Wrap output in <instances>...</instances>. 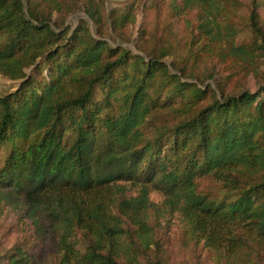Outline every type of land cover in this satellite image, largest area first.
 Returning a JSON list of instances; mask_svg holds the SVG:
<instances>
[{"label":"trees","instance_id":"1","mask_svg":"<svg viewBox=\"0 0 264 264\" xmlns=\"http://www.w3.org/2000/svg\"><path fill=\"white\" fill-rule=\"evenodd\" d=\"M106 1L0 0V72L21 79L0 96V197L42 214L53 264H168L166 209L218 263L262 264L264 0H169L176 22L140 29L142 54L121 45L142 0ZM211 32L238 70L208 66ZM250 74L255 91L236 82ZM0 264L34 261L20 242Z\"/></svg>","mask_w":264,"mask_h":264},{"label":"rangeland","instance_id":"2","mask_svg":"<svg viewBox=\"0 0 264 264\" xmlns=\"http://www.w3.org/2000/svg\"><path fill=\"white\" fill-rule=\"evenodd\" d=\"M131 0H107V11L113 7ZM146 3V4H144ZM136 21L127 28L129 39L121 45L130 49L133 53L142 52L137 48L139 31L143 28L148 33L161 30L162 26H171L176 22L169 13V0H142L138 3ZM264 20V8L259 9ZM82 12H75L67 19V23L75 25L79 17H84ZM264 23V22H263ZM180 24L181 21H180ZM176 28V26H175ZM211 35L219 39L218 55H210L208 66L225 65L232 70H238L242 63L239 52H230L227 43L222 37L217 38L214 32ZM249 30L243 28L238 34V39L248 37ZM111 41V40H110ZM112 44L116 45V43ZM171 57L166 59L171 61ZM31 69H25L29 73ZM242 76L241 74L236 77ZM21 79H11L0 72V96L13 91L19 85ZM242 88L255 91L258 82L252 74L245 80L236 81ZM150 199L165 209L161 193L157 190L150 191ZM151 224L154 226L156 239L163 242L168 257V264H227L218 263L216 255L207 249H200V244L191 238L185 221L176 210L166 209L163 215H151ZM38 221L39 225L36 224ZM25 243L29 246L34 264H53L59 254V244L56 233H52L47 227L46 221L40 212L32 213L25 202L19 198L0 197V250L10 249L16 243ZM200 252V254H199ZM198 253V255H197ZM230 264V262H228ZM264 264V262H262Z\"/></svg>","mask_w":264,"mask_h":264}]
</instances>
